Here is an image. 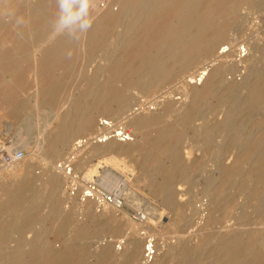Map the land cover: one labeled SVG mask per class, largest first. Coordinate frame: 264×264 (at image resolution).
<instances>
[{
  "label": "rangeland",
  "instance_id": "rangeland-1",
  "mask_svg": "<svg viewBox=\"0 0 264 264\" xmlns=\"http://www.w3.org/2000/svg\"><path fill=\"white\" fill-rule=\"evenodd\" d=\"M33 1L35 3L36 1L38 2V0H14V4L11 3L9 7H15L14 9L17 13L9 19L7 17H2L3 15L0 11V21L2 20L0 22V35H4L0 36V45L3 41L2 39L6 36L12 41H19V39L21 41L24 31L12 30L10 24L12 19L17 17V14V18L21 20V24H25V19L28 18L26 12L31 8V2ZM85 1L78 0L77 2V6L79 5V8H81L80 10L83 18H86L92 10L91 6L89 7ZM81 2L85 4L83 5ZM64 3L65 1L61 4L60 0L56 7H65ZM223 7L221 9L222 13L220 12L221 10L217 12L220 15L214 13L213 16L216 24H220H218L216 29L212 32L214 55L210 57L211 59L205 60L204 63H200L199 66L197 65L193 69H189L187 66L183 68L179 66L176 67L171 72V77L159 83L153 94L148 92L149 95L147 92L146 95L145 91L140 88L132 89V91L127 83H121L113 89L112 85H103L98 82L86 83L78 78V75H92L108 59L113 49L117 30L120 29L122 24V18L117 23L112 20L111 22L109 21L110 26H106L108 29L105 28V30L103 28V34L100 36L101 38L98 39H102L101 43L100 41H97L99 44H96L97 42H92L89 46L91 53L89 52V48L86 53H83L79 46L73 45L66 38L60 39V41L54 45V48L52 47L54 50L56 48L53 53L54 59H43L38 62L40 71L45 74V79L43 80L45 82L43 85L46 89H44L43 92L45 94H43L45 99L43 98L39 101L37 106L34 102H31L34 97V91L33 87L30 85L32 84V76L35 70L32 66L33 62L29 53V43L24 42L25 45L21 48L22 54L15 51L12 52V50L8 48L9 46H2L6 48V50L0 49V54L3 53L0 57V67H9L13 72L16 71V69L20 71L17 70L14 72L17 76L15 75V77H11L10 79L5 78V80H3L0 76V88L9 85L10 88L12 87L15 89L11 91L12 94L9 90H0V101H2L0 102V152L13 151L15 148L16 151H21L23 156L19 161L7 165L5 169H1L0 171V181L3 179L0 182V226L4 220L7 218V221L9 220L8 222L5 221L8 229L6 228L5 231L1 230L3 237L0 236V251H6L10 245L12 247L17 246L16 248L20 249L26 247L32 249L47 247L52 249L51 251L55 253L54 255H57L63 248V237H57L51 227L53 225L62 224L65 226V255L66 257L69 255L68 258L72 257V262L70 264H131L122 260L116 263L115 261L103 257L102 250L104 246L113 244L112 246L117 248L116 246L119 245L120 241L131 236L132 231L122 222H119L117 228L114 229L111 224L105 221L103 224V220L98 219L99 213L104 210L114 209L115 207L108 203H98L94 199H84L82 197L83 193L87 189H91L95 195L108 193L120 197L123 200V206L117 213L125 212L135 224L140 222L135 218L136 213H141L143 215L151 213V216L157 215L159 217L156 219L152 218V220L154 219L151 223L153 226H151V228H153L152 231L146 230L145 228V230L139 231V235L145 238L141 262H144V246L149 240L152 241L153 245H161L163 242L162 246L166 243L175 244V242H180L182 240L181 245L175 251V255L173 254L172 257L170 256L168 258V264H217L219 260L224 259V257L226 258L228 255V257L233 256V250L236 246L238 247V245H240V250H236L239 249L236 247L235 254L240 252L246 258L248 256L250 257V254L251 256L255 255L257 259L255 256L253 257H255L256 264L261 262V257L264 255V129L262 128L264 126V0H237L234 3L227 2ZM57 12L59 14H57V17L62 16V18H64L65 16L63 15V11L55 10L51 13V18L54 19V21H60L62 19L56 17L55 14ZM5 20L7 21L5 22ZM49 23L51 22L49 21ZM84 24L83 19H74L72 27L74 28L75 25L76 29L74 28L72 30V28L69 29L68 27V35H74L72 37L77 40V37L81 34V30L79 29L82 28ZM78 26L81 27L78 28ZM75 35H77V37H75ZM26 42L29 41L26 39ZM26 44H28L29 48ZM93 44H95V46ZM108 44L109 47L107 46ZM61 46L62 50L58 49L57 51V48ZM223 50L227 53L230 52L231 55L226 58L224 57V59L217 58L218 52ZM70 51H73V54H71L72 52L69 53ZM67 52L70 55H68ZM25 53L28 55H25ZM61 61L63 65H61ZM64 61H66V63ZM26 67L27 69L29 67L28 71ZM72 67H76L78 70L76 68V70H73ZM65 69L68 70L66 75H64ZM203 69L208 72V77H210L209 81L213 77V79L216 78L214 80V85H217H213L214 87L209 93L204 94L203 90V92H199L200 94L197 95L198 98L195 96L194 99L190 97L191 99L187 98L184 100V93L181 89L183 84L189 81V74L195 76V74L197 75ZM75 71L77 72L76 74ZM182 72H184V74H181ZM215 73L216 75H212L213 77L209 76V74ZM219 73L220 75H218ZM57 74L59 76L64 75L66 78L64 76H61L62 78L58 77ZM250 79H252L253 82ZM29 80L31 81V83H29L30 85L28 84ZM51 80L54 82L51 83ZM218 80L219 82L223 81L221 83L226 85V87L221 86ZM7 81H11L12 83L16 81L15 84H17V86L15 84L14 86L10 85ZM79 83L81 85H79ZM239 83L242 86H240ZM244 83L246 86H244ZM1 84H3V86ZM75 84H77L76 87L74 86ZM254 84L259 87V95L256 97L250 96L251 91H249L250 89L252 90ZM199 85L198 82L195 84L197 88L203 87V84ZM74 89L77 92H74ZM93 89L94 92H91ZM102 90L107 92L106 96L109 98V100L107 99L108 104H106V106L98 105L94 98L96 93L102 92ZM1 91L8 92V94L2 96L3 92ZM22 91L27 94L21 93ZM121 92L123 94H121ZM7 98L11 99L6 100ZM167 99L168 101L170 99V101L168 102ZM183 100L186 101L184 105H191L189 107L191 111H186L188 107L186 109L184 105H181L182 108L180 107L179 102ZM6 101L8 102L6 103ZM164 102L167 110L163 109L165 108ZM157 105L162 108H159ZM1 106L3 108H1ZM9 107H11V109ZM114 107L117 108L114 109ZM109 108L113 109L114 112ZM175 108H177V110ZM183 109H185V113H183ZM118 110L121 111V113ZM151 110L156 111H153V113ZM146 111L151 112L149 114L151 119H154L158 115V112L163 113L161 114L162 116L159 115L160 118H155V121L153 119V121H151L150 119L143 124L137 121L138 119H133L140 113L142 115ZM166 111L170 112L166 113ZM123 112L124 114H122ZM83 114H85V117H82L84 116ZM114 114L115 116H113ZM177 114L178 117L176 116ZM88 117H92L94 120L92 127L85 126L81 122L83 118ZM227 117L231 118L230 122H226L225 119ZM130 118L133 119L134 122ZM102 121H107L110 124L106 125V127H102ZM99 123L100 125H98ZM224 123L226 125L229 124L227 125L229 128H226ZM55 124H58V126L56 127ZM129 124L132 125L130 126ZM253 124L255 125L253 126ZM95 125H97V128ZM83 126L88 129L86 130ZM175 126H177L179 130ZM48 127L51 129H48ZM223 127H225V129ZM160 129L166 132L170 129L168 132L175 133L173 135L174 138L172 137L173 139L169 138L165 141H170L173 149L166 154H157L156 158L145 157L148 161L146 160L147 164L144 163L146 164L144 166L140 163L142 159H144V154L147 153L149 147L155 145L156 136L161 132ZM60 130L65 131V136L60 144L58 143L59 145L56 144L55 150L54 148H44L41 137H43L44 134H46V136L48 134L51 138ZM140 130L146 134V141L142 146L137 147V151H135L137 153L133 152L130 154V151L135 149V146L131 145V141L136 138L135 136L138 135L137 133H139ZM228 130H230V132ZM47 131L49 132L47 133ZM225 131L228 132L224 133ZM113 132L115 134L119 133L118 136L114 138ZM258 134H260V136ZM99 139H103L104 141L98 143L96 140ZM111 139H113V141ZM198 139L199 141H197ZM252 139L254 140L252 141ZM235 140L238 144L234 142ZM37 142L39 144H36ZM96 142L99 145L96 144ZM125 146L127 147L123 148ZM261 147L263 149H261ZM118 149L120 150L117 152ZM245 150H248V153L247 151L245 152ZM122 152L125 155H123ZM251 154L256 155V157H252L253 155ZM256 160L259 165L256 163ZM2 164L3 163H1V165ZM26 166L28 168H26ZM256 166L257 168L255 169ZM259 166L263 167L260 168ZM56 167L61 168L62 171L64 170L65 174H63L62 171L59 172V170H55ZM153 167L154 170L159 168L158 171H154ZM110 168L115 169L117 173L122 175H129V180L126 182H124L123 179L120 180V176L110 171ZM160 169L165 172L171 171L173 175L169 174L171 177L168 175L164 178L165 181H163L164 176L160 173ZM51 171L57 172L61 184H51V179H49L52 176V173H50ZM43 175H45L44 177L49 179V181L46 180ZM43 180H46V183ZM161 181L165 183L167 181V186L165 183L164 184L168 188L166 193L160 192L162 195L160 193L158 194V185H161ZM42 182L43 184H41ZM47 183L49 184L47 185ZM20 185L23 187L21 188ZM10 186L12 187L10 188ZM17 187L20 189H17ZM60 197H62V199ZM224 199L227 201H223ZM87 200L92 203V208L89 212L91 216L80 211L76 213V208H74L76 203L81 204L82 202V204H86L88 202ZM217 201L220 203L218 204ZM3 202H6V204H3ZM215 203L218 206H216ZM211 209L214 211L211 212ZM29 210L31 212L29 213L30 215L28 214ZM13 211H16L17 214H14ZM11 212H13V214ZM10 214L12 216H10ZM15 215L26 216V218L24 220H14L17 219ZM89 218H93L92 222L89 221ZM82 227L84 229H82ZM246 242H248V244ZM75 245H77L76 248H74ZM245 246L247 247L246 250H244L246 248ZM184 247H186V250ZM70 249L72 253H70ZM96 250L97 252L95 254L94 252ZM180 250H185L188 253L185 251L181 252ZM160 251L161 248L158 249V253ZM257 252L262 253L257 254ZM182 253H184V255H182ZM258 255L260 258H258ZM214 257H218L217 261L213 259Z\"/></svg>",
  "mask_w": 264,
  "mask_h": 264
},
{
  "label": "bare ground",
  "instance_id": "bare-ground-1",
  "mask_svg": "<svg viewBox=\"0 0 264 264\" xmlns=\"http://www.w3.org/2000/svg\"><path fill=\"white\" fill-rule=\"evenodd\" d=\"M14 0H0V11L2 12V17H7L8 19L11 18V16L15 15L17 12L15 11V7L14 8H10V4L13 3ZM60 0H38V2L36 1V3L31 2L32 5L30 6L31 8L28 9V11L26 12V15L28 14V18L25 19V24H21V20L18 17V14L16 15V18L12 19V22L10 24V27L12 28V30H23L24 34H23V38L19 39V41H12L10 39L6 37H1L3 38L2 43L0 45V49H4L6 50V48L2 47V46H9L8 48H10V50L15 51V52H19L21 53V48L25 43H29L30 45V55L32 58V62H33V67L35 70V73L32 76V84L30 85L29 83H31V81L29 80L28 84L30 86L33 87V91H34V97L33 100L31 102H34V104L37 106L39 101H41L44 96H43V92H44V85L43 83L45 81H43L45 79V74L43 72L40 71V67L38 66V62L43 60V59H49V60H53L54 56L53 53L55 52L54 45H56L60 39H67L68 41H70L73 45L75 46H79L80 50L83 53H86L87 50H89V46L91 45L92 42H97V41H102L98 40L100 39L102 36V31L103 28L105 30V28H107L106 26L109 25V23L111 22V20L114 22H119V20L122 18V24L120 26V29L117 30V35L115 36L116 38L114 39V43H113V49L110 52H108V59L105 61V63L99 67L98 70H96L92 75H88V76H84V75H78V78H80L83 82L89 83V82H98L99 84H103V85H112L113 89L115 86L121 84V83H127L128 87L130 86V89H135V88H140L143 91H145V93L147 92H151L153 94V92L156 90V87L159 83H161L162 81L168 79L169 77H171V72L176 68V67H185L187 66L189 69H193L195 66H199L200 63H204L205 60L211 59L210 57H212L214 55V40H213V34L212 32L216 29V26L218 24H216L215 19L213 18L214 13L219 12L218 10H221L222 7L224 5H226V3L230 2V3H234L237 0H83L85 1L86 4H88V6H91V12L90 14H88V16H84L86 18H83V16L81 15V8H79V5L77 6V2L78 0H61V4L63 3V1H65V7H56L58 6ZM30 3V2H29ZM83 4V2H81ZM84 3V4H85ZM28 4V3H27ZM63 4V5H64ZM83 4V5H84ZM28 6V5H27ZM50 7V8H49ZM82 7V6H81ZM224 8V7H223ZM20 9V8H19ZM18 9V11H19ZM26 9V6H25ZM22 10V9H21ZM20 10V12H21ZM27 10V9H26ZM63 11V15L64 18L61 17H57L59 14L58 12L55 14L57 18H62L60 21L55 20L51 18V13H53V11ZM83 10V9H82ZM84 11V10H83ZM222 13V10L220 11ZM87 13V12H86ZM58 14V15H57ZM218 15H220L219 13H217ZM54 15V16H55ZM62 15V14H60ZM222 15V14H221ZM110 17V18H109ZM221 17V16H220ZM228 17V16H227ZM79 18V19H83L84 20V26L82 28H80L78 26V28H80V35L79 37H77V35H75V37H77V40L68 35V27L69 29L72 28V30L76 27V23L73 26V21L74 19ZM2 21V20H1ZM0 21V22H1ZM7 20H5L6 22ZM49 21L51 23H49ZM110 21V22H109ZM78 22V21H77ZM215 22V23H214ZM83 23V22H81ZM1 24V23H0ZM9 24V23H8ZM4 25V24H3ZM82 25V24H81ZM224 25V24H223ZM5 26V25H4ZM110 26V25H109ZM118 26V25H117ZM221 26V25H220ZM4 28V27H3ZM10 28V30H11ZM77 28V29H78ZM222 28V27H221ZM102 29V30H101ZM108 29V28H107ZM106 29V31H107ZM110 29V28H109ZM112 29V28H111ZM4 30V29H3ZM11 30V31H12ZM101 30V32H100ZM5 32V31H4ZM10 32V31H9ZM76 32V31H75ZM105 32V31H104ZM116 32V31H115ZM1 33V32H0ZM11 33V32H10ZM7 34V33H6ZM12 34V33H11ZM3 35V34H1ZM0 35V36H1ZM22 35V34H21ZM112 35V34H111ZM4 36V35H3ZM21 37V36H20ZM26 39L29 42H26ZM110 42V40H109ZM108 43V42H107ZM111 43V44H112ZM65 44V43H64ZM96 44H99V42H97ZM110 44V43H109ZM109 44L107 45L109 47ZM95 46V44H93ZM92 45V47H93ZM26 46L29 48L28 44H26ZM53 47V48H52ZM91 47V48H92ZM62 48L59 47L57 48L60 50ZM89 48V49H88ZM64 49V48H63ZM73 49V48H72ZM78 49V48H77ZM109 49V48H108ZM25 50V49H23ZM22 50V52H23ZM62 50V49H61ZM75 50V49H74ZM107 50V48H106ZM56 51V52H57ZM67 51V50H66ZM91 51V49L89 50V52ZM72 52V53H71ZM88 52V53H89ZM103 52V51H102ZM2 53V52H1ZM69 53L73 54V51H70ZM91 53V52H90ZM3 54V53H2ZM0 54V57L1 55ZM22 54V53H21ZM24 54V53H23ZM27 53H25L26 55ZM66 54V53H65ZM64 54V57H65ZM68 54V52H67ZM217 54V53H216ZM215 54V55H216ZM28 55V54H27ZM70 55V54H68ZM231 55V53H227L226 51H221L218 52L217 54V58H223L224 57H229ZM4 56V55H3ZM24 56V55H23ZM22 56V57H23ZM63 57V59H64ZM71 57V56H70ZM73 57V55H72ZM77 57V56H76ZM86 57V56H85ZM19 58V57H18ZM17 58V59H18ZM84 58V57H83ZM69 59V56H68ZM81 59V58H80ZM228 59V58H227ZM16 60V59H14ZM20 60V58H19ZM29 60V59H28ZM221 60V59H220ZM21 62V61H20ZM19 62V63H20ZM27 62V61H26ZM66 63V61H64ZM29 63V62H28ZM29 65V64H28ZM31 65V64H30ZM61 65H63L62 61H61ZM31 66V67H32ZM50 66V65H49ZM53 67V66H52ZM51 67V68H52ZM60 67V66H59ZM78 67V66H77ZM19 68V67H18ZM76 68V67H75ZM73 68V70H78V68ZM27 69V67H26ZM29 69V67H28ZM27 69V71H28ZM57 69V68H56ZM61 69V68H60ZM59 69V70H60ZM80 69V68H79ZM206 69V68H205ZM203 69L201 72H199L197 75L195 74V76H192V74H189V81L184 83L182 86V92L184 93V100L185 99H191L190 97H192L193 99L195 98V96H197L198 94H200L199 92H203L204 90V94L211 92L212 88L217 85H214V77L212 75H216L215 74H209V76H212L213 78L209 81L210 77H208V72H206V70ZM217 69V68H215ZM12 69L9 67H0V76L2 77L3 80H5V78L10 79L11 77H15L16 74H14V72H16L19 69H16V71H11ZM58 70V69H57ZM63 70V69H62ZM219 70V69H218ZM20 71V70H19ZM26 71V72H27ZM64 71V70H63ZM209 71V70H208ZM217 71V70H215ZM62 72V71H61ZM68 73V70L65 69V74L66 75ZM192 72V71H191ZM23 73V72H22ZM21 73V74H22ZM50 73V72H49ZM57 73V72H54ZM64 73V72H63ZM63 73H58V74H63ZM77 72L75 71V74ZM90 73V72H89ZM26 74V73H25ZM24 74V76H25ZM30 74V73H29ZM53 74V73H52ZM57 74L58 77H61ZM181 74H184V72H182ZM187 74V73H186ZM27 75V74H26ZM47 75V74H46ZM63 75V76H64ZM180 75V74H179ZM220 75V73L218 74ZM17 76V75H16ZM22 76V75H21ZM48 76V75H47ZM62 76V77H63ZM0 77V78H1ZM26 77V76H25ZM61 77V78H62ZM65 77V76H64ZM76 77V76H75ZM218 77V76H217ZM17 78V77H16ZM19 78V76H18ZM21 78V77H20ZM30 78V77H28ZM66 78V77H65ZM198 78V79H197ZM223 78V77H222ZM246 78V77H245ZM250 78V77H249ZM178 79V78H177ZM64 80V79H63ZM221 80V79H220ZM252 80V79H250ZM50 81V80H49ZM217 81V80H216ZM227 81V80H226ZM16 81H14L13 83L10 81L7 83L10 85L15 84ZM54 82L53 80H51V83ZM56 82V81H55ZM71 82V81H70ZM198 82V84L202 85L203 87L201 88H197V86H195V84ZM219 82V80H218ZM223 82V81H221ZM221 86L226 87V85H223V83H221ZM229 82V81H228ZM246 82V81H245ZM253 82V80H252ZM257 82V81H256ZM5 83V82H4ZM27 83V82H26ZM25 83V84H26ZM82 83V82H81ZM194 83V84H193ZM7 84V85H8ZM70 84V83H69ZM78 84V83H77ZM77 84H75L74 86L76 87ZM192 84V85H191ZM226 84V83H224ZM240 84V83H239ZM252 84V83H250ZM3 86V84H1ZM17 86V84H15ZM27 85V84H26ZM25 85V86H26ZM79 85H81L79 83ZM199 85V86H200ZM214 85V86H213ZM219 85V84H218ZM237 85V84H236ZM28 86V85H27ZM50 86V85H49ZM48 86V87H49ZM52 86V85H51ZM88 86V85H87ZM95 86V85H94ZM239 86V85H238ZM240 86H242L240 84ZM244 86L245 83H244ZM251 86V85H250ZM253 86V85H252ZM20 87V86H18ZM29 87V86H28ZM31 87V89H32ZM47 87V88H48ZM74 87V88H75ZM9 88V89H8ZM15 88V87H14ZM51 88V87H50ZM69 88V87H68ZM87 88V87H86ZM233 88V86H232ZM247 88V87H245ZM5 91L9 90V92L11 93L13 89L12 87L10 88L9 85L3 88ZM18 89V88H17ZM49 89V88H48ZM52 89V88H51ZM72 89V88H71ZM78 89V88H77ZM139 89V90H140ZM216 89V88H214ZM231 89V88H229ZM87 90V89H85ZM228 90V88H227ZM21 91V88H20ZM28 91V90H27ZM74 92L76 91L75 89L73 90ZM94 92V89L91 90V92ZM96 91V90H95ZM124 91H126L124 89ZM133 91V90H132ZM250 96L252 97H256L259 95V87L254 84L252 90L250 89ZM248 91V92H249ZM3 92V91H1ZM19 92V90H18ZM50 92V91H49ZM52 92V90H51ZM50 92V93H51ZM77 92V91H76ZM135 92V91H134ZM215 92V90H214ZM246 92V90H245ZM17 93V92H16ZM21 93H26V92H21ZM48 93V94H50ZM85 93V91H84ZM88 93V92H87ZM90 93V92H89ZM127 93V91H126ZM137 93V92H135ZM146 93V95H147ZM8 94V92H3L2 96ZM12 94V93H11ZM15 94V93H14ZM13 94V95H14ZM19 94V93H18ZM27 94V93H26ZM68 94V93H67ZM73 94V93H72ZM121 94H123L121 92ZM120 94V95H121ZM144 94V93H143ZM16 95V94H15ZM22 95V94H21ZM45 95V94H44ZM86 95V94H85ZM89 95V94H88ZM87 95V96H88ZM107 92L103 91L102 92H98L96 93V96L94 97L96 99V103L98 105H104L106 106V104H108V100L109 98L106 96ZM116 95V92H115ZM149 95V93H148ZM171 95V94H170ZM1 96V98H2ZM11 96V95H10ZM47 96V94H46ZM45 96V97H46ZM110 96V95H108ZM122 96V95H121ZM119 96V97H121ZM172 96V95H171ZM183 96V94H182ZM202 96V95H201ZM236 96V95H235ZM249 96V95H248ZM249 96V97H250ZM9 97V96H8ZM12 97V96H11ZM14 97V96H13ZM16 97V96H15ZM67 97V96H66ZM112 97V96H111ZM232 97V96H231ZM241 97V96H239ZM263 97V95H262ZM6 98V97H5ZM21 98V96H20ZM68 98V97H67ZM118 98V97H117ZM198 98V96H197ZM242 98V97H241ZM246 98V97H245ZM11 99V98H10ZM9 98H7L6 100H10ZM45 99V98H44ZM108 99V100H107ZM236 99V98H235ZM240 99V98H239ZM250 99V98H249ZM260 99V98H259ZM120 100V99H119ZM182 101L179 102L180 107L182 108V106L186 103V101ZM230 100V99H229ZM233 100V99H232ZM241 100V99H240ZM20 101V100H18ZM94 101V100H93ZM164 101V100H163ZM168 101V99H167ZM170 101V99H169ZM168 101V102H169ZM181 101V100H180ZM242 101V100H241ZM2 102V101H0ZM8 101H6L7 103ZM44 102V101H43ZM66 102V101H65ZM122 102V101H121ZM166 102V101H165ZM164 102V107L166 106ZM178 102V101H176ZM225 102V101H224ZM238 102V101H237ZM14 103V102H13ZM167 103V102H166ZM228 103V102H227ZM12 104V103H10ZM68 104V103H67ZM1 105V104H0ZM3 106H5L4 104H2ZM7 105V104H6ZM13 105V104H12ZM11 105V106H12ZM113 105V103H112ZM118 105V103H117ZM116 105V106H117ZM125 105V104H124ZM169 105V104H168ZM172 105V103H171ZM182 105V106H181ZM195 105V104H194ZM10 106V105H9ZM120 106L122 107V105L120 104ZM158 106V105H157ZM186 106V109L188 107V110L186 111H191V109L189 108L191 105ZM225 106V105H224ZM111 107V105H110ZM126 107V105H125ZM159 107V106H158ZM172 107V106H171ZM170 107V110H171ZM241 107V106H240ZM238 107V108H240ZM1 108H3L1 106ZM7 108V107H5ZM11 109V107H9ZM16 108V106H15ZM98 108V106H97ZM102 108V107H101ZM117 107H114V109H116ZM123 108V107H122ZM152 108V107H151ZM159 108H162L161 106ZM168 108V107H167ZM179 108V107H178ZM193 108V107H192ZM96 109V108H95ZM111 109V108H109ZM107 109V110H109ZM124 109V108H123ZM144 109V108H143ZM163 109H166L163 108ZM177 110V108H175ZM195 109V108H194ZM241 109V108H240ZM106 110V111H107ZM113 112L114 110L111 109ZM126 110V109H125ZM128 110V109H127ZM147 110V109H146ZM150 110V109H148ZM157 110V109H156ZM155 110V111H156ZM167 110V109H166ZM173 110V109H172ZM185 113V109H183ZM239 110V109H238ZM36 111V110H35ZM95 111V110H93ZM119 111V110H118ZM123 111V110H122ZM154 111V110H153ZM151 110V112H153ZM154 111V112H155ZM158 111V110H157ZM163 111V110H161ZM165 111V110H164ZM12 112V111H11ZM112 112V113H113ZM121 113V111H119ZM118 112V115H119ZM125 112V111H124ZM124 112L122 114H124ZM150 111H146L145 113H143L141 115V113L136 116L135 118H132L140 121L141 124L147 122L148 120L151 119V117H149V114L151 113ZM153 112V113H154ZM168 111H166L167 113ZM170 112V111H169ZM168 112V113H169ZM173 112V111H171ZM240 112V111H239ZM108 113V112H107ZM158 112V115L156 116L155 114V118H160L159 115H161L162 113ZM165 113V114H166ZM181 113V111H180ZM190 114V112H189ZM236 114V113H235ZM85 117V114H83ZM90 115V114H89ZM94 115V114H93ZM264 115V114H263ZM262 115V116H263ZM91 116V115H90ZM115 116V114L113 115ZM122 116V115H121ZM162 116V115H161ZM178 117V114L176 115ZM130 117V116H129ZM167 117V116H165ZM58 118V117H57ZM60 118V117H59ZM155 118L153 119L155 121ZM262 118V117H260ZM259 118V119H260ZM129 119V118H128ZM131 119V118H130ZM131 119V120H133ZM151 119V121H153ZM230 117H227L225 120L226 122H230ZM258 119V120H259ZM82 120V119H81ZM130 120V121H131ZM187 120V118H186ZM185 120V121H186ZM263 120V119H262ZM59 122V121H58ZM83 125L85 126H91L94 122V120L92 119V117H88V118H83V120L81 121ZM128 122V120H127ZM134 122V120H133ZM139 122V123H140ZM166 122V121H164ZM178 122V121H177ZM257 122V121H256ZM260 122V121H259ZM264 122V121H263ZM137 123V122H135ZM134 123V124H135ZM171 123V122H170ZM176 123V122H175ZM59 124V123H58ZM58 124L56 125V127L58 126ZM110 123H108L107 121H102L101 122V126L102 127H106V125H108ZM127 124V123H126ZM133 124V123H132ZM131 124V125H132ZM159 124V123H158ZM161 124V123H160ZM166 124V123H165ZM262 124V123H260ZM259 124V125H260ZM100 125V123L98 124ZM130 125V124H129ZM130 125V126H131ZM177 125V124H176ZM223 125V124H222ZM226 128L227 125L229 124H225ZM255 124H253L254 126ZM257 125V124H256ZM264 125V123H263ZM97 125H95L96 127ZM160 126V125H159ZM262 126V125H260ZM55 127V126H54ZM84 127V126H83ZM82 127V128H83ZM94 127V128H95ZM128 127V126H127ZM135 127V126H134ZM173 127V126H172ZM177 128V126H175ZM174 127V128H175ZM50 127H48L49 129ZM86 128V127H84ZM97 128V127H96ZM160 128V127H159ZM165 128V127H163ZM180 128V127H179ZM225 129V127H223ZM235 128V126H234ZM264 129V126L262 127ZM51 129V128H50ZM88 128H86L87 130ZM99 129V128H98ZM104 129V128H103ZM173 129V128H171ZM178 129V128H177ZM43 130V128H42ZM53 130V129H52ZM80 130V129H79ZM161 130V129H160ZM170 130V129H169ZM168 130V131H169ZM179 130V129H178ZM227 130V129H226ZM45 131V130H44ZM85 131V130H84ZM167 131V132H168ZM175 131V130H174ZM230 132V130H228ZM227 131V132H228ZM49 131H47L48 133ZM52 132V131H51ZM57 132V131H56ZM77 132V131H76ZM79 132V131H78ZM83 132V130H82ZM112 132V131H111ZM115 132V130H114ZM113 132V133H114ZM117 132V131H116ZM139 132V131H138ZM165 130H161L160 133H158L156 136V141H155V145L149 147V149L147 150V153L144 154L145 156L143 157L144 159H142L140 164H143L144 166L147 164L146 160L148 161V159L146 158H150V157H155L157 154H166L169 151H171L173 148V146L171 145L170 141L169 142H165L167 139H173V132H168L167 133ZM226 131L224 133H227ZM42 133V132H41ZM44 133V132H43ZM54 133V132H53ZM107 133V132H106ZM202 133V132H201ZM261 133V132H260ZM119 133H114V138L115 136H118ZM121 134V133H120ZM133 134V133H132ZM138 135L135 136L136 138H134L131 141V145L135 146V149L130 151V154H132L133 152L137 151V147L142 146L145 141H146V134L141 132L137 133ZM200 134V133H199ZM229 134V133H228ZM254 134V132H253ZM252 134V135H253ZM262 134V133H261ZM52 135V134H51ZM128 135V134H127ZM198 135V134H197ZM231 135V134H230ZM251 135V134H250ZM260 136V134H258ZM38 136V135H37ZM36 136V137H37ZM65 136V131L64 130H60L55 136H52L50 138V136H46V134H44L43 137H41L42 139V143L44 145V148L46 147L47 149H53L55 150L56 144L59 145L61 140H63ZM106 136V134H105ZM124 136V135H123ZM93 137V136H92ZM104 137V135H103ZM102 137V138H103ZM173 137V138H172ZM200 137V136H198ZM230 137V136H229ZM236 137V135H235ZM106 138V137H105ZM113 138V137H112ZM206 138V137H205ZM237 138V137H236ZM235 138V139H236ZM37 139V138H36ZM124 139V138H123ZM200 139V138H199ZM199 139L197 141H199ZM239 139V138H238ZM113 141V139H111ZM202 141H204L203 139H200ZM254 139H252L253 141ZM257 140V139H255ZM264 140V139H263ZM38 141V139H37ZM99 142L104 141L103 139H99L96 140ZM106 141V140H105ZM115 141V139H114ZM117 141V140H116ZM207 141V139H206ZM227 141V140H226ZM246 141V140H245ZM250 141V140H249ZM250 141V142H252ZM259 141V139H258ZM261 141V139H260ZM63 142V141H62ZM65 142V141H64ZM176 142V141H175ZM236 142V140L234 141ZM24 143V142H23ZM22 143V144H23ZM59 143V144H58ZM96 142V144H98ZM205 143V142H204ZM237 143V142H236ZM240 143V142H239ZM21 144V143H19ZM36 144H39L38 142ZM46 144V146H45ZM62 144V143H61ZM64 144V143H63ZM153 144V143H152ZM207 144V143H206ZM238 144V143H237ZM248 144V143H247ZM253 144V143H252ZM99 145V144H98ZM113 145V144H112ZM249 145V144H248ZM17 146V145H16ZM41 146V144H40ZM250 146V145H249ZM261 146V145H259ZM21 147V146H19ZM62 147V146H61ZM127 146L123 147L126 148ZM254 147V146H253ZM263 147V146H262ZM261 147V149H263ZM10 148V147H9ZM43 148V147H42ZM41 148V149H42ZM13 149V148H12ZM37 149V148H36ZM260 149V147H259ZM15 150V148H14ZM43 150V149H42ZM53 150V151H54ZM120 149L117 150V152ZM122 150V149H121ZM124 150V149H123ZM249 150V149H248ZM248 150H245V152ZM254 150V149H253ZM256 150V149H255ZM127 151V150H126ZM257 151V150H256ZM255 151V152H256ZM259 151V150H258ZM21 152V151H20ZM45 152V151H44ZM48 152V151H47ZM58 152V151H57ZM121 152V151H120ZM238 152V151H236ZM263 152V150H262ZM49 153V152H48ZM123 153V152H122ZM137 153V152H135ZM172 153V152H171ZM246 153V154H247ZM254 153V152H253ZM46 154V153H45ZM50 154V153H49ZM53 154V153H52ZM234 154V153H233ZM47 155V154H46ZM123 155H125L123 153ZM127 155V153H126ZM253 155V154H251ZM52 156V155H51ZM48 156V157H51ZM244 156V155H243ZM246 156V155H245ZM54 157V156H53ZM146 157V158H145ZM158 157V156H157ZM252 157H256V155H253ZM246 158V157H245ZM255 160V159H254ZM252 160V161H254ZM261 160V159H260ZM259 160V161H260ZM264 160V158H263ZM155 161V160H154ZM167 161V160H166ZM249 162V161H248ZM255 162V161H254ZM253 162V163H254ZM146 163V164H144ZM156 163V162H155ZM247 163V162H246ZM257 163V160H256ZM12 164V163H11ZM11 164H2L0 162V171L1 169H5V167H7V165H11ZM123 164V163H122ZM161 164V163H160ZM159 164V165H160ZM238 164V162H237ZM248 164V163H247ZM251 164V163H250ZM258 164V163H257ZM254 164V165H257ZM168 165V164H167ZM253 165V164H252ZM259 165V164H258ZM263 165V164H262ZM53 166V165H52ZM117 166V165H116ZM158 166V164H157ZM163 166V164H162ZM161 166V167H162ZM240 166V165H238ZM251 166V165H250ZM249 166V167H250ZM12 167V166H11ZM164 167V166H163ZM162 167V168H163ZM260 167V166H259ZM263 167V166H261ZM260 167V168H261ZM26 168H28L26 166ZM53 168V167H52ZM114 168V167H113ZM113 168H110L109 170L117 173V171ZM140 168V167H138ZM166 168V167H165ZM257 168V166L255 167V169ZM59 170L62 171L61 168L56 167L55 170ZM143 169V168H142ZM159 169V168H158ZM158 169H156L158 171ZM254 169V170H255ZM263 169V168H262ZM261 169V170H262ZM13 170V169H12ZM25 170V169H24ZM154 170V167H153ZM154 170V171H156ZM260 170V172H261ZM142 171V170H140ZM148 171V170H147ZM161 171V169H160ZM175 171V170H173ZM172 171V172H173ZM58 172V173H59ZM63 174H65L64 170L62 171ZM149 172V171H148ZM153 172V171H152ZM264 172V171H263ZM52 173V176L49 178L51 179V184L53 185H57V184H61V181L59 180L60 177L57 176V172H50ZM125 173V172H124ZM154 173V172H153ZM161 174H163V181L164 178L166 176H168L169 174H172L171 171L170 172H165V171H161ZM175 173V172H174ZM253 173V172H252ZM29 174V173H27ZM118 176H120V180H124V182H126L127 180H129V175H122L120 173H117ZM148 174V173H147ZM179 174V171H178ZM261 174V173H260ZM42 175V174H41ZM40 175V176H41ZM59 175V174H58ZM142 175V174H141ZM146 175V174H145ZM157 175V174H156ZM252 175V174H251ZM45 175H43L44 177ZM62 176V175H61ZM138 176V175H137ZM147 176V175H146ZM171 177V175H169ZM178 176V175H177ZM261 176V175H260ZM140 177V175H139ZM151 177V176H150ZM157 177V176H156ZM173 177V176H172ZM45 178V177H44ZM137 178V177H136ZM145 178H149V177H145ZM154 178V177H153ZM169 178V177H168ZM167 178V180H168ZM19 179V178H18ZM38 179V178H37ZM41 179V178H40ZM39 179V182H40ZM46 179V178H45ZM49 179H46L49 181ZM3 180V179H2ZM1 180V181H2ZM17 180V179H16ZM46 180H43L46 183ZM139 180V179H138ZM162 180V179H161ZM0 181V182H1ZM20 181V180H19ZM161 181V185L159 186V191L158 194L160 192L162 193H166L168 191L167 186V181L166 183ZM50 183V182H49ZM47 183V185L49 184ZM159 183V184H160ZM166 186H165V184ZM43 184V182L41 183ZM65 186V185H64ZM169 186V185H168ZM171 186V185H170ZM9 187V186H8ZM12 186H10L11 188ZM21 187V185H20ZM23 187V186H22ZM21 187V188H22ZM52 187V185H51ZM54 188V186H53ZM130 188V185H129ZM158 188V187H157ZM17 189H20L17 187ZM52 189V188H51ZM50 189V190H51ZM13 190V189H12ZM131 191V190H130ZM256 191V190H255ZM17 192V191H15ZM157 193V192H156ZM255 193V192H254ZM17 194V193H14ZM127 194V193H125ZM161 194V193H160ZM162 195V194H161ZM125 196V195H124ZM127 197V196H126ZM163 197V196H162ZM40 198V197H39ZM62 199V197H60ZM226 199V198H225ZM225 199L223 201H225ZM16 200V199H14ZM90 200V199H89ZM216 200V199H215ZM218 200V198H217ZM222 200V199H221ZM80 201V200H79ZM88 201V200H87ZM219 201V200H218ZM217 201V202H218ZM227 201V200H226ZM225 201V202H226ZM264 201V199H263ZM9 203V202H7ZM36 203V202H35ZM34 203V204H35ZM39 203V202H38ZM220 202H218L219 204ZM3 204H6V202H3ZM13 204V202H12ZM15 204V202H14ZM91 202L88 201L86 204H77L74 206L76 213L77 212H84V214H89L90 215V210H91ZM226 204V203H225ZM172 205V204H171ZM216 205V203H215ZM214 205V206H215ZM224 205V204H222ZM93 206V205H92ZM170 206V205H169ZM218 206V205H216ZM172 207V206H171ZM223 207V206H222ZM108 208V207H107ZM212 208V207H211ZM104 209V208H103ZM102 209V210H103ZM27 210V209H26ZM93 210V209H92ZM120 208H112L110 210H104L103 212L98 214V219L99 220H103V224L109 223L111 224L112 228L116 229L117 225L119 222H122L123 224H125L126 226H128L131 231L132 234L131 236L127 237L126 239L122 240L119 242V245L116 246L117 248H114L111 244H107L106 246L103 247V252L102 255L104 258H108L111 261H115L117 263V261H124V262H129L131 264H168L167 261L169 260L168 258L174 254L175 255V251L176 249H178V247L181 245V241L180 242H175V244H168L166 243L165 245L162 246L160 244H156L153 245L155 246V255L153 256V258L151 259V261L147 262L146 260H144V262H141V255L143 252V245L145 242V238L141 237V235H139V231L143 230L144 228L147 230L152 231L153 228H151V223L153 222L154 219L159 218L157 215H153L151 216V213H146L144 220H140V222L138 224H135L133 222V220H131V218H129V216L125 213V212H120L117 213V211H119ZM214 211L213 209H211V212ZM222 211V210H221ZM5 212V211H4ZM2 212V213H4ZM14 214L16 213V211H13ZM13 212H11L13 214ZM28 212V211H27ZM94 212V211H93ZM1 213V211H0ZM31 213L30 210L28 212V214ZM143 213V212H142ZM224 213V212H223ZM17 214V213H16ZM27 214V213H25ZM24 214V215H25ZM83 214V213H82ZM92 214V213H91ZM95 214V213H94ZM93 214V215H94ZM145 214V213H144ZM30 215V214H29ZM28 215V216H29ZM92 215V216H93ZM10 216H12L10 214ZM16 216V215H15ZM27 216V217H28ZM91 216V215H90ZM17 219L14 220H24L26 218V216H16ZM30 217V216H29ZM79 218V217H78ZM152 218H154L152 220ZM8 219V218H7ZM6 220H4V222L2 223V225L0 226V236L3 237V233L1 230H6L7 226H6V222H8ZM90 219V218H89ZM93 219V218H92ZM92 219H90L89 221L92 222ZM28 220V219H27ZM78 220V219H77ZM80 220V219H79ZM98 220V222H99ZM178 220V219H177ZM6 221V222H5ZM97 221V220H96ZM105 221V222H104ZM14 222V221H12ZM20 222V221H18ZM84 222V221H83ZM88 222V220H87ZM159 222V221H158ZM173 222V221H172ZM171 222V223H172ZM175 222V221H174ZM157 223V222H156ZM155 223V224H156ZM24 224V223H23ZM86 224V223H85ZM90 224V223H89ZM97 224V223H96ZM95 224V225H96ZM102 224V225H103ZM107 224V225H109ZM160 224V223H159ZM101 225V223H100ZM155 226V225H154ZM254 226V225H253ZM259 226V225H258ZM85 227V226H84ZM103 227V226H101ZM108 227V226H106ZM124 227V225H123ZM153 227V226H152ZM246 227V226H245ZM263 227V226H262ZM13 228V227H12ZM81 228V227H80ZM99 228V227H98ZM8 229V228H7ZM51 229L53 230V232H55V234L57 235V237H63L62 240V244H63V248L58 251L57 255H54L55 253L52 252V249H49L47 247H40V248H36V249H32L29 247H26L24 249H20V248H16L17 246L12 247L11 245L8 247V249L4 252L0 251V264H70L72 262V257L68 258L65 255V226L64 225H53L51 227ZM82 229H84L82 227ZM144 229V230H145ZM85 233V232H84ZM153 233V232H152ZM201 234V233H200ZM225 235V234H224ZM13 236V235H12ZM20 236V235H19ZM204 236V235H203ZM249 238V237H248ZM247 238V239H248ZM251 239V238H250ZM197 240V239H196ZM238 240V239H236ZM249 240V239H248ZM264 240V239H263ZM241 241V240H240ZM262 241V240H261ZM152 242L151 240L148 241ZM2 243V242H1ZM67 243V242H66ZM118 243V242H117ZM234 243V242H233ZM248 244V242H246ZM4 244V243H3ZM76 244V243H75ZM184 244V243H183ZM239 244V243H238ZM237 244V245H238ZM252 244V243H249ZM264 244V242H263ZM57 245V243H56ZM74 245V244H73ZM161 246V247H160ZM240 245H238L236 250H240ZM243 246V245H241ZM77 245H75L74 248H76ZM145 247V246H144ZM183 247V246H182ZM226 247V246H225ZM235 247V248H236ZM246 247V246H245ZM244 247V248H245ZM51 248V247H50ZM161 248V254L160 252L158 253V249ZM186 250V247H184ZM233 248V246H232ZM234 248L233 250V256L230 257H224V259L219 260V262L217 264H256L255 261V257L257 259V256L250 254V257L248 256L247 258L241 254L239 251V253L235 254L234 252L236 251ZM72 249V248H71ZM70 249V253L71 252ZM228 249V248H227ZM247 247L244 249L246 250ZM184 250V251H185ZM226 250V249H225ZM259 250V249H258ZM73 251V250H72ZM181 251V250H180ZM181 251V252H184ZM255 251V249H254ZM260 251V250H259ZM263 251V250H262ZM75 252V251H74ZM97 250L94 252L96 254ZM99 252V251H98ZM186 252V251H185ZM232 252V250H231ZM246 252V251H245ZM251 252V251H250ZM249 252V253H250ZM253 252V251H252ZM92 252V254H94ZM188 253V252H186ZM255 253V252H254ZM258 253H262V252H257ZM53 254V255H51ZM69 254V253H68ZM94 254V256H95ZM91 255V253H90ZM182 255H184V253H182ZM247 255V254H245ZM97 256V255H96ZM220 256V255H219ZM255 256V257H253ZM88 257V256H87ZM93 257V256H92ZM218 257H214L213 259L217 261ZM258 258L259 255H258ZM107 259V260H108ZM98 260V259H97ZM99 261V260H98ZM106 261V260H105ZM215 261V262H216ZM74 262V261H73ZM78 262V261H77ZM210 262V260H209ZM76 263V262H75ZM79 263V262H78ZM208 263V262H206ZM213 263V261H212ZM74 264V263H73ZM115 264V263H113ZM197 264V263H196ZM259 264H264V255L263 257H261V262Z\"/></svg>",
  "mask_w": 264,
  "mask_h": 264
},
{
  "label": "built area",
  "instance_id": "built-area-1",
  "mask_svg": "<svg viewBox=\"0 0 264 264\" xmlns=\"http://www.w3.org/2000/svg\"><path fill=\"white\" fill-rule=\"evenodd\" d=\"M22 153L20 151H9V152H0V162L3 164H11L22 159ZM84 199H94L98 203H108L114 206L115 208H121L123 206V200L120 197L110 195L108 193H101L100 195H95L91 189H87L82 196ZM135 218L137 220H144L145 215L141 213H136ZM155 255V247L152 242H149L144 247V260L147 262L151 261Z\"/></svg>",
  "mask_w": 264,
  "mask_h": 264
},
{
  "label": "clouds",
  "instance_id": "clouds-1",
  "mask_svg": "<svg viewBox=\"0 0 264 264\" xmlns=\"http://www.w3.org/2000/svg\"><path fill=\"white\" fill-rule=\"evenodd\" d=\"M86 6V5H85Z\"/></svg>",
  "mask_w": 264,
  "mask_h": 264
}]
</instances>
